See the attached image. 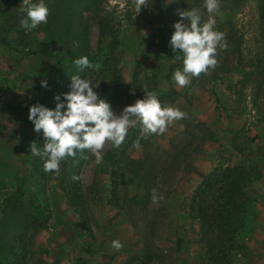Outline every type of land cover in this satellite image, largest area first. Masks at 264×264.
<instances>
[{
	"label": "rangeland",
	"instance_id": "374dc122",
	"mask_svg": "<svg viewBox=\"0 0 264 264\" xmlns=\"http://www.w3.org/2000/svg\"><path fill=\"white\" fill-rule=\"evenodd\" d=\"M53 2L45 0L48 19ZM21 4L22 0H0V212L4 199L27 176L18 150L19 114L32 88L57 67L52 31L48 28L44 33L41 25L31 31L21 28ZM263 4V0H221L220 10L212 14L216 30L234 35L235 41L241 38L238 53H230L229 48L220 51L214 70L181 88L172 78L183 67V54L169 46L173 24L181 19L180 11L193 8L199 9L201 23L206 22L209 14L204 0H149V7H142L138 14L132 0L104 1L101 14L114 19L120 45L111 61L115 72H101L93 90L102 96L128 86L113 110L118 115L125 106L143 99L142 88L146 87L164 100V107L178 108L188 118L173 122L161 135L140 139L139 149L129 147L127 156L143 163L135 174L131 169L120 173V208L111 196V168L103 161L110 145L105 146L102 162L92 154L84 159L79 180L91 237L54 181L45 192L24 182L27 198L42 203L32 212L25 204L24 214L46 223L43 230H27L29 221L24 219L26 229L22 226V231L28 234L29 247L26 264H199L200 236L191 218V200L201 180L219 168L246 166L258 171L248 191L245 230L251 217L264 222ZM87 26L90 47L96 53L98 26L93 21ZM95 70L102 71L101 65ZM136 136L140 137L139 130L129 128L125 144ZM153 190L163 196L158 204L152 203ZM114 240L123 244L121 251L112 248ZM245 255L246 249L234 264L244 262Z\"/></svg>",
	"mask_w": 264,
	"mask_h": 264
},
{
	"label": "trees",
	"instance_id": "16d2710c",
	"mask_svg": "<svg viewBox=\"0 0 264 264\" xmlns=\"http://www.w3.org/2000/svg\"><path fill=\"white\" fill-rule=\"evenodd\" d=\"M106 0H54L53 14L40 29L47 33L48 28L53 33L54 59L57 67L46 77L41 78L28 94L26 107L22 110L19 121V152L22 154V165L27 167L25 181L14 187L13 194L4 199L1 204L0 219V264H26L28 257V234H24L22 226L29 221L28 229L35 231L46 228V223L32 214H24L25 204L29 212L42 207L40 199H28L25 183L34 189L45 192L48 183L55 182L64 195L67 205L78 216L84 232L92 236V230L87 219L85 196L79 180V171L84 159L90 152H77L74 158H68L60 164L59 173L44 171V160L40 156H33L30 144L35 141L39 149H43L45 142L42 131H34V125L28 120L29 107L42 104L54 109V97L68 92L70 78L79 74L81 78L91 81L92 86L100 73L111 75L115 72L111 61L116 55V48L120 45L118 31L114 19L109 15H102V4ZM264 3V0H263ZM264 12V4L262 6ZM88 16L84 20V14ZM93 21L98 26V47L96 53L91 50L88 39L89 27L87 23ZM230 53H235L241 43V38L235 41L234 35L226 36ZM235 41V46L232 43ZM236 47V48H235ZM41 53V52H36ZM45 54V52H43ZM238 53V52H236ZM33 52H28L32 55ZM65 61H62V57ZM86 56L94 68L79 71L74 60ZM101 65L102 71H96ZM41 80H46L47 88L41 86ZM137 81L135 74L132 76ZM129 87H125L127 90ZM125 90H116L110 95L99 96L109 103L112 110L122 99ZM145 88H142V91ZM61 100L63 96L61 95ZM165 106L163 99L159 100ZM140 125L135 126L140 132ZM139 134V133H138ZM135 137V136H134ZM125 141L119 148L110 145L103 156L104 163L111 168V196L116 207L120 173L131 171L141 166L142 161L132 160L127 156L129 147L138 139ZM142 140H140V145ZM131 169V170H130ZM258 171L252 167L235 166L219 168L206 175L194 190L190 212L191 218L198 226L201 246L199 264H234V259L240 257L245 250L242 238L245 234V216L249 206V188L258 179ZM25 182V183H24ZM26 219L27 221H25ZM26 229V227H25ZM84 251L89 252L86 248Z\"/></svg>",
	"mask_w": 264,
	"mask_h": 264
},
{
	"label": "clouds",
	"instance_id": "9594fccd",
	"mask_svg": "<svg viewBox=\"0 0 264 264\" xmlns=\"http://www.w3.org/2000/svg\"><path fill=\"white\" fill-rule=\"evenodd\" d=\"M132 4L138 14L142 7H149V0H132ZM220 5L221 0H204V7L209 14L204 23H201L199 9L178 13L181 19L173 24L174 32L169 46L173 52L179 50L183 54V67L177 69L172 77L181 88L188 87L193 78L214 70L219 65V52L229 48L225 34L216 30V20L212 15L220 10ZM19 12L24 14L20 19V27L26 31L46 24L50 14L45 0L35 3L22 0ZM73 63L81 72L85 68H94L86 56ZM40 83L47 88L46 80ZM69 89L61 94L63 100L61 95L54 97L57 101L54 109L38 103L29 107L28 120L33 123L34 131H42L45 140L42 150L34 141L30 144V151L33 156H40L44 160L45 172L59 173L61 162L74 158L77 152H90L98 163L102 162L105 146L119 148L126 140L129 128L137 124L141 126L140 137L134 146L139 149L140 139L161 135L173 122L188 118L187 113L178 108L162 106L156 94L147 92L146 87L145 97L125 106L118 115L93 90L91 81L81 78L79 74L71 76ZM162 199L163 196H157L153 190L152 203L158 204ZM112 248L119 252L123 244L114 240Z\"/></svg>",
	"mask_w": 264,
	"mask_h": 264
},
{
	"label": "crops",
	"instance_id": "0c3cea01",
	"mask_svg": "<svg viewBox=\"0 0 264 264\" xmlns=\"http://www.w3.org/2000/svg\"><path fill=\"white\" fill-rule=\"evenodd\" d=\"M197 185V184H196ZM195 189L193 186L192 190ZM259 218H252L248 221V227L242 241L245 245L246 253L245 261L240 264H264V222ZM199 255L201 249L197 252ZM261 258L258 263L257 259ZM186 264H196L195 262H186Z\"/></svg>",
	"mask_w": 264,
	"mask_h": 264
}]
</instances>
